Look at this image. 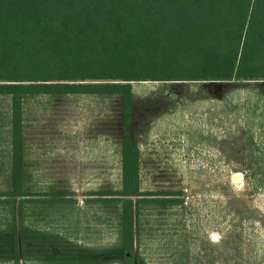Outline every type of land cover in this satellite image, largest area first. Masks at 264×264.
Returning a JSON list of instances; mask_svg holds the SVG:
<instances>
[{
    "label": "rangeland",
    "instance_id": "1",
    "mask_svg": "<svg viewBox=\"0 0 264 264\" xmlns=\"http://www.w3.org/2000/svg\"><path fill=\"white\" fill-rule=\"evenodd\" d=\"M132 85L135 98L133 134L148 133V124L161 128L164 134H161L159 145L168 156V150L179 145V138L170 135L176 129L172 116L178 113L184 119L185 113L187 117L192 115L191 118L202 114L205 105L201 101L207 90L194 82H133ZM222 86L224 84H218ZM224 89L228 97L239 94L244 105L242 114L246 116L249 112L252 119L254 114L259 117L256 119H264V83L226 84ZM244 99H248V105ZM111 101L109 108L113 113L106 117L104 109L108 107L105 108L104 103L110 105ZM120 101L119 95L95 94L24 98V183L29 195L26 209L33 210L29 218L34 219L30 216L35 209L42 208L57 214L58 209L80 208H102L112 213L111 224H105L103 215L91 214L88 217L91 223L75 227L72 222L66 228L56 221L45 222L29 231L25 227L29 245L33 243L26 250L27 264H123L122 203L107 195L122 188V174L120 181L116 176L118 166L114 164L110 184L97 180L73 184L72 163L67 167L62 160V150H72L79 144L74 143L72 137L82 128L99 142L111 135L115 150L116 140L121 138ZM197 101L200 103H194ZM250 101L253 104L250 105ZM79 108L83 109L82 114ZM10 114L11 98L0 96V191L9 190L11 179ZM185 128L188 129L185 125L179 130L188 133ZM194 129H190L192 133L187 136L193 150L206 143V138ZM261 129L264 132V127ZM226 132L232 133V130L226 127ZM253 132L259 133V128L255 127ZM246 139L253 147L254 138L247 136ZM258 144L257 151L242 153L251 156L245 158V163L254 164L249 167H239L237 161H229L230 153L226 163H234V166L224 168H143L148 176L144 187L154 192L171 190L181 194L144 196L160 201L141 205V264H264V143ZM243 145L238 146L241 151L246 146ZM96 151L99 154V150ZM161 160L164 161L163 157ZM163 199L173 201L164 202ZM71 216L65 218L71 219ZM46 218L58 219L59 216ZM68 232L78 235L79 240H74L80 242V246L67 247L65 241L55 239L57 233ZM0 264H13L12 216L7 205H0Z\"/></svg>",
    "mask_w": 264,
    "mask_h": 264
},
{
    "label": "trees",
    "instance_id": "2",
    "mask_svg": "<svg viewBox=\"0 0 264 264\" xmlns=\"http://www.w3.org/2000/svg\"><path fill=\"white\" fill-rule=\"evenodd\" d=\"M264 81V0H0V96L11 98L13 264H25L24 98L119 95L123 264L140 262L144 196L133 139V82ZM172 202L173 199H163Z\"/></svg>",
    "mask_w": 264,
    "mask_h": 264
},
{
    "label": "crops",
    "instance_id": "3",
    "mask_svg": "<svg viewBox=\"0 0 264 264\" xmlns=\"http://www.w3.org/2000/svg\"><path fill=\"white\" fill-rule=\"evenodd\" d=\"M154 83H163V82H154ZM197 84H201L205 88V99L201 101L202 105H205V110L202 114L194 115V118H191L192 115H188L185 113L184 119L181 117V114L176 113L173 117L175 121V131L170 132V135H174L179 138V145L175 146L167 155H164V150L160 148V137L162 136L161 128H154L152 124H148L150 131L148 133H143L139 131L137 134H133V139L138 145L139 149V180H140V189L142 191H152L149 188L144 187L146 176L143 172V168H224L226 166H234V163L227 164L226 161H237L236 166L239 167H249L254 164L245 163V158L251 157L248 154H242L249 152L251 150H255V147L259 146L258 143H264V132H262L261 128L264 127V119H256L259 118L254 113V116L250 118V113L247 112L246 116L242 114L241 110L244 109V105H242L240 96L238 93L232 97H228L225 94L224 87L229 84H258L264 83V81L254 82V81H232V82H219V81H202V82H194ZM218 84H224L222 87H218ZM207 86V87H206ZM208 86H210L208 88ZM214 86H217L216 88ZM237 92V91H236ZM121 98V97H120ZM245 104L248 105V99H244ZM121 102V101H120ZM120 102L118 104L120 105ZM262 102L263 101H259ZM109 103H104L106 105L104 109L105 116H111L113 110H111L112 101ZM135 98L133 91V108H134ZM200 103V102H194ZM258 103V102H257ZM253 104L250 101V105ZM120 109L122 112V102L120 105ZM82 108H79L80 114H82ZM227 110V111H226ZM230 110V111H229ZM209 111V112H208ZM211 112L213 114L211 115ZM203 116V117H201ZM256 117V118H255ZM197 120V121H196ZM202 120V121H201ZM201 121V122H200ZM231 121L232 123H229ZM243 127H242V124ZM133 124H134V113H133ZM132 124V127H133ZM187 126L189 132L184 133L179 130L182 126ZM82 127V126H81ZM195 128L194 131L197 134L205 137V144L200 146L199 149L193 150L191 147V142L187 140V136L191 134L192 128ZM226 127L228 130H232V133L226 132ZM259 128V133H254V128ZM243 128V129H242ZM241 131V132H240ZM174 132V133H173ZM252 132V133H247ZM194 135V134H192ZM109 136V135H107ZM247 136L253 137V147H251V143L247 144ZM91 133L86 131L85 129H80L73 135L74 143L78 142L72 150H62V160L64 164L69 167L68 163H72L73 167V184H87L92 183L97 180L99 183L110 184L113 179V167L114 164L118 166V181H120V174H122V147L121 142L123 138L122 133V121H121V138L120 141L116 140V148L113 149V141L111 138L108 139L106 136L101 139L99 142L96 139L92 138ZM246 145L244 148H238L239 145ZM109 144V145H107ZM96 145V146H95ZM102 145L103 148H102ZM243 145V146H244ZM93 146V147H92ZM171 148V146H169ZM99 150V154L96 151ZM260 149V148H258ZM196 151V152H195ZM253 151V152H254ZM96 154H95V153ZM232 154L231 160L228 159L229 156L227 154ZM163 157L164 161L161 160ZM226 158L228 160H226ZM244 158V159H243ZM248 161V159H247ZM252 161V160H251ZM243 162V163H240ZM67 173V171H66ZM149 175V174H148ZM151 175V174H150ZM148 177V176H147ZM83 178V179H82ZM171 191V190H170ZM28 204V203H27ZM26 204V205H27ZM1 205V204H0ZM81 209V208H80ZM58 209L57 213H52L53 211L50 209H35L34 213L29 218V212H33V210L29 211L25 208L24 211V222L26 230H30L31 228L41 227L43 223H56L63 225L64 227H68L69 223L72 222V226H78L82 223H91V220L88 219L90 215L99 216L103 215L105 224H111V210H101L97 209ZM73 212V214H68ZM75 212H80V214H75ZM98 212V213H97ZM58 215V219H49L47 216H55ZM71 216V219H66V216ZM87 215V216H86ZM81 216V217H79ZM86 216V217H85ZM85 217V218H84ZM94 219V218H93ZM108 219V220H107ZM63 233V232H62ZM57 233L55 235V239L65 241V245L68 247H78L80 246V242H76L74 239H78V235L72 236L70 233ZM61 234V235H60ZM32 240V239H31ZM30 238L26 237L25 244V255L28 247L33 246V243H30ZM29 260H27V255L25 257V264H27ZM34 262H39L35 260Z\"/></svg>",
    "mask_w": 264,
    "mask_h": 264
}]
</instances>
